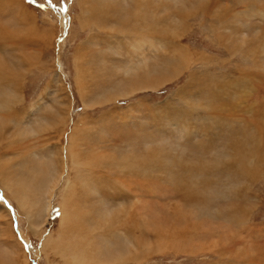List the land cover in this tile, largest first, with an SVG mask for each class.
Listing matches in <instances>:
<instances>
[{
	"label": "rangeland",
	"instance_id": "374dc122",
	"mask_svg": "<svg viewBox=\"0 0 264 264\" xmlns=\"http://www.w3.org/2000/svg\"><path fill=\"white\" fill-rule=\"evenodd\" d=\"M14 3L0 8V95L19 97L0 108V261L75 264L55 250L65 216L66 244L95 255L81 264H264V0Z\"/></svg>",
	"mask_w": 264,
	"mask_h": 264
},
{
	"label": "bare ground",
	"instance_id": "6f19581e",
	"mask_svg": "<svg viewBox=\"0 0 264 264\" xmlns=\"http://www.w3.org/2000/svg\"><path fill=\"white\" fill-rule=\"evenodd\" d=\"M0 2H1V0H0ZM3 3V4H2ZM1 4H0V8L2 7V6H4V5H8V6H10V4H15L14 3V0H3V2H2ZM17 6H19L18 4H16ZM15 5V6H16ZM14 6V7H15ZM3 8V7H2ZM19 9V14L21 15V16H23V17H25V12H23V9H22V7H19L18 8ZM24 20V19H23ZM20 22V21H19ZM0 26H1V24H0ZM11 27V26H10ZM5 29H3L2 28V32L4 31V33L5 34H8L9 33V28H6V26L4 27ZM150 28V27H149ZM158 28V27H157ZM0 29H1V27H0ZM11 29V28H10ZM156 29V28H155ZM157 31V30H156ZM11 33V32H10ZM140 33V32H139ZM145 34H147L146 32H145ZM138 35V34H137ZM157 35V34H156ZM140 37V36H139ZM141 37H143V41H141L142 39H140ZM141 37L139 38L140 39V42H139V44H138V48H141V47H143L144 45H148L147 47H149V50L150 49H152V50H154L156 47H157V44H160V46L162 47V46H164V45H161V42L160 41H158V40H156V39H154L152 36H150V35H141ZM136 40H138V39H136ZM137 42V41H136ZM163 43V42H162ZM166 44V43H165ZM136 45H137V43H136ZM166 46V45H165ZM10 47V46H9ZM137 47V46H136ZM164 48V47H163ZM148 49V48H147ZM138 50V49H137ZM142 50H144V49H142ZM164 50H165V48H164ZM163 50V51H164ZM154 52V51H153ZM0 60H1V58H0ZM2 64V62H0V65ZM3 71V70H2ZM163 76H164V74H163ZM1 77V76H0ZM160 79V78H159ZM15 83H17V82H15V80H14V82H13V88L15 87ZM151 85V84H150ZM14 92H16L17 90L16 89H14L13 90ZM9 92H5L4 93V97H3V94L2 95H0V97L2 96V102L0 103V108H2L3 110H7V109H10V107L11 108H13V106H14V104H15V101L16 100H18L19 99V97H18V95L17 96H15L14 98H10L9 99V97H10V95L8 94ZM17 104V103H16ZM40 104V102L39 101H37V102H35V103H33L30 107H29V109H27V112L28 111H34V110H36L37 109V106ZM214 109V108H213ZM20 110H22V109H20ZM20 110H18V111H20ZM219 111V110H218ZM24 111L22 110V112L21 113H23ZM215 112V111H214ZM220 113V112H219ZM0 119H2L1 117H0ZM5 122H6V119H3ZM5 122H2V121H0V127H1V125H4L5 124ZM8 122V121H7ZM6 126V125H5ZM20 133V132H19ZM11 144H13L12 142H10V145ZM8 155H10V154H8ZM89 179V178H88ZM11 180H12V183H11V185H8L9 186V188H11V193H12V191H13V194H12V196L14 197V199H15V197L18 199L17 201H18V203H19V205H20V207L22 208V209H26L27 208V206L29 205V203H30V199H31V195L28 193V191H27V187H25L24 185H21L20 184V182H18V181H16V185H15V188L13 189V179L11 178ZM88 181V184L89 185H91V181H90V183H89V180H87ZM86 181V182H87ZM68 186L70 185L71 186V184L73 183L71 180H69V179H67V180H65L64 181ZM15 184V183H14ZM65 184V185H66ZM83 184V183H82ZM86 184V183H85ZM88 184H86V185H88ZM94 185V184H93ZM55 186H56V184H54L52 187H51V192H53L52 190L55 188ZM82 186H84V185H82ZM85 187V186H84ZM67 188H69V187H67ZM67 188L65 187V189L67 190ZM75 188V187H74ZM48 189V188H47ZM46 189V190H47ZM59 189V188H58ZM76 189H78L77 187H76ZM82 189H83V187H82ZM90 189V188H89ZM88 189V190H89ZM65 190V191H66ZM71 190H72V188H71ZM85 190V189H84ZM48 191V190H47ZM58 191V190H57ZM69 189L66 191L67 192V194L65 193L63 196H65L64 197V202H63V205H64V208H66V209H70L69 207H68V204L71 202L70 201V197L69 196H71V193H69ZM79 191V190H78ZM87 191V188H86V190H85V192ZM90 191V190H89ZM55 192V191H54ZM71 192V191H70ZM74 192H76V191H73V193ZM94 192V191H93ZM96 192V191H95ZM47 193V192H46ZM80 193H81V191H80ZM79 193V195H81ZM93 194V193H92ZM15 195V196H14ZM74 195V194H73ZM76 195V194H75ZM72 199V198H71ZM74 199H76V198H74ZM73 201V200H72ZM73 204H74V202H72ZM26 211H28L27 209H26ZM67 212V211H66ZM68 212H69V210H68ZM74 212V211H73ZM78 212H79V210H78ZM64 213V212H63ZM64 215H65V213H64ZM69 215V214H68ZM77 214H75V216H76ZM83 216V215H82ZM88 217V216H87ZM69 218L71 219V217L69 216ZM72 218H74V216L72 217ZM84 218V217H83ZM66 220H68V219H66L65 218V216H64V219H63V224H62V226H63V228L61 229V233L60 234H58L59 236L56 238V240H58V243L57 244H59V246L57 247V249H55V250H58V251H61V250H64V249H66V250H70V251H72V253H74V261H75V264H81L80 263V261L83 263V262H90V261H93V257L95 256H93V255H91L92 257H89V256H86L85 255V253L87 252L88 253V250H90V246H88V245H86L85 243H84V247H82V246H78V244H80V240H79V238L77 237L76 238V241H75V238H72V239H70L69 241H68V243L66 244V240H67V238H68V236H66V234H65V232L67 231V233H68V228H67V221ZM83 220H85V219H83ZM82 221V220H81ZM86 221V220H85ZM84 222V221H83ZM71 225V224H70ZM76 225H78V222H77V224ZM79 225H80V223H79ZM82 225V224H81ZM101 229V228H100ZM76 230V229H75ZM64 232V233H63ZM70 232V231H69ZM63 234V235H62ZM81 236V235H80ZM85 235H83V237H84ZM65 237H66V239H65ZM65 239V240H64ZM80 239H82V238H80ZM85 239H87V238H85ZM90 240V239H89ZM93 241V240H92ZM51 244L53 245L54 244V242L53 241H51ZM81 249H83V250H81ZM92 250V249H91ZM93 250H94V248H93ZM85 253H84V252ZM78 261H79V263H78ZM95 261H97V259L95 260ZM9 262L11 263V264H13V262L11 261V260H9ZM8 261H6V260H4V261H0V264H10Z\"/></svg>",
	"mask_w": 264,
	"mask_h": 264
},
{
	"label": "snow or ice",
	"instance_id": "6c2138e0",
	"mask_svg": "<svg viewBox=\"0 0 264 264\" xmlns=\"http://www.w3.org/2000/svg\"><path fill=\"white\" fill-rule=\"evenodd\" d=\"M32 2H35V0H32ZM49 3H51V0H49ZM54 211H56V210H54ZM57 214H58V212H57Z\"/></svg>",
	"mask_w": 264,
	"mask_h": 264
}]
</instances>
